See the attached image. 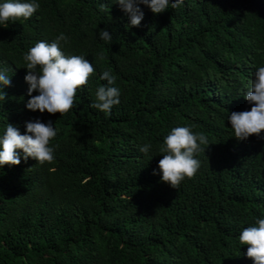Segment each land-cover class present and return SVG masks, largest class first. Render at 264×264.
Masks as SVG:
<instances>
[{
  "label": "trees",
  "instance_id": "1",
  "mask_svg": "<svg viewBox=\"0 0 264 264\" xmlns=\"http://www.w3.org/2000/svg\"><path fill=\"white\" fill-rule=\"evenodd\" d=\"M37 2L31 18L0 25V70L11 77L0 136L7 123L25 134L26 122L52 121L55 159L21 152L19 165L0 167V264H254L239 235L264 219V131L238 140L228 116L252 107L244 95L264 66V0H184L160 14L141 4L139 27L116 0ZM61 33L65 55L95 72L68 113L31 111L23 57ZM105 70L121 91L110 115L90 106ZM181 126L210 145L174 189L159 149Z\"/></svg>",
  "mask_w": 264,
  "mask_h": 264
},
{
  "label": "clouds",
  "instance_id": "2",
  "mask_svg": "<svg viewBox=\"0 0 264 264\" xmlns=\"http://www.w3.org/2000/svg\"><path fill=\"white\" fill-rule=\"evenodd\" d=\"M121 10L129 17L130 26L139 27L144 13L139 5H145L154 14L175 9L184 0H116ZM40 5L37 0H5L0 3V25L8 21L29 19L37 12ZM99 37L104 41H112L107 29H101ZM62 42L68 43V37L61 33L51 43L40 41L24 55L27 74L25 81L29 85L30 99L26 108L49 114L64 115L75 106L77 90L85 86L95 72L93 63L83 55L66 56L62 51ZM106 84L99 86L95 93V101L90 105L105 115H110L113 106L120 103L121 91L114 86L116 77L110 70L100 76ZM11 85V77L0 70V101H4L7 93L4 87ZM38 92L37 95H32ZM246 101L252 105L248 111L232 112L228 116L234 136L238 140H247L250 136L260 137L264 131V66L258 67L254 79L249 82L245 93ZM58 129L52 121L41 122L40 119L26 122V133L21 134L18 128L7 123L6 130L0 136V167L19 165L21 152L23 159L29 157L38 163H52L55 159V146L50 141L56 137ZM210 145L203 133H194L190 127H175L165 136L159 151L163 158L158 163L161 180L176 189L187 177L192 178L201 167L196 155ZM205 146V147H202ZM151 145L146 144L139 150L148 154ZM156 174L155 170L154 173ZM241 245H247V257L254 264H264V219H257L255 225L246 227L239 235Z\"/></svg>",
  "mask_w": 264,
  "mask_h": 264
}]
</instances>
